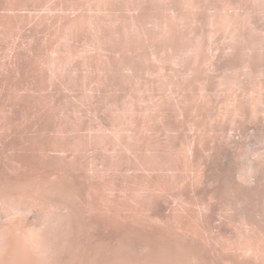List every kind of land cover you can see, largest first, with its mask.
Wrapping results in <instances>:
<instances>
[{"label":"rangeland","instance_id":"rangeland-1","mask_svg":"<svg viewBox=\"0 0 264 264\" xmlns=\"http://www.w3.org/2000/svg\"><path fill=\"white\" fill-rule=\"evenodd\" d=\"M0 264H264V0H0Z\"/></svg>","mask_w":264,"mask_h":264}]
</instances>
